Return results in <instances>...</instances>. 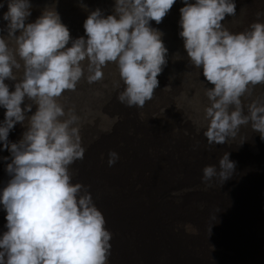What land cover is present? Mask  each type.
<instances>
[{
    "label": "clouds",
    "instance_id": "1",
    "mask_svg": "<svg viewBox=\"0 0 264 264\" xmlns=\"http://www.w3.org/2000/svg\"><path fill=\"white\" fill-rule=\"evenodd\" d=\"M6 3V34H0V148L10 158L3 157L9 179L0 187L6 229L0 232V264H108L112 233L88 187L73 182L70 171L85 151L80 117L59 98L76 90L81 79L102 80L104 68L113 64L119 102L143 107L167 64L163 32L151 21L159 24L175 0H114L111 13L99 7L89 11L85 35L75 38L54 6L26 22L31 0ZM235 12V0H183L179 8L178 34L188 61L204 77L201 127L209 145L234 139L242 126L264 140V98L245 104L252 90L264 85V20L232 31L222 21ZM6 80L14 82L11 90ZM18 122L24 130L10 141ZM118 158L109 150L108 165ZM234 169L226 152L217 164L203 166L201 179L210 184L219 177L223 183Z\"/></svg>",
    "mask_w": 264,
    "mask_h": 264
},
{
    "label": "rangeland",
    "instance_id": "2",
    "mask_svg": "<svg viewBox=\"0 0 264 264\" xmlns=\"http://www.w3.org/2000/svg\"><path fill=\"white\" fill-rule=\"evenodd\" d=\"M175 2L181 3L183 5V0H175ZM0 4H2V6H0V34H6L3 31L6 21H4L2 18V12H5L7 10L6 0H0ZM31 4H32L31 15L27 18L26 22L34 20L40 14L41 9H43L45 6H54L56 10L59 12L62 22L65 23L67 27L69 28L70 35L73 38H75L81 35H85L84 28H83V21L88 15L89 11L93 10L94 8L99 7L100 9H102L104 14L111 13L113 10L112 6L114 4V0H31ZM82 5H86V7ZM172 10H173V7H171V9L168 11L166 15L168 16V19H165V18L162 19L159 25L156 26V28L158 27L160 30H162V32H164L162 37H166V39L163 40V42L167 46V48H169L168 53L169 52L170 53L167 59L168 62L164 66L163 71L160 74H158L159 86L154 91L153 96L150 100L159 98L165 101L166 99H168L165 102L168 103V105L172 106L173 108H177L178 107L177 104L182 103L184 105L183 108L181 107L177 112H174V115H173L175 118L180 120V122L179 120L177 121L178 123H180V125L178 127H173V126H170L168 123H166V126L164 127L165 134L157 133V139L159 138L160 142L165 140V143H166L170 140L169 141L170 149L173 143L176 144L177 146L176 149L177 150L179 149V150L175 151L177 153L175 160L179 162V159L180 160L182 158L188 159V157L190 158L193 156V153L189 151L190 149L194 148L191 146L190 141H192L193 143H196V137L201 138V142L205 143L203 144L204 147L210 146V145L207 143L206 138L203 135L204 129L201 127V111L200 110L202 109L203 104L207 103L206 97L204 96L205 84L202 82V80H204V77L202 73L201 75L199 74L198 69L196 68L194 69V67L190 64V62L188 61L186 51L183 52V48H184L183 39L178 34L179 24H177L176 22H173L174 23L173 25H176L175 29L171 27L170 25H168L167 28L164 27L163 23L172 22V20L169 19L170 15H172L175 20H178L179 19L178 17H180L179 9H176L173 11ZM169 13L170 15H168ZM173 30H174L173 35H175V37L173 36V40L171 39L169 40L168 39L169 35H166V34L167 32L171 33ZM179 38L181 40V43H179L180 42ZM167 41H170V42H167ZM104 73H106L108 76L104 74V78L102 80L96 81L93 83H88L85 79H81V81L77 85L76 90L66 91L64 95L60 97L59 99H60V102L64 104L66 110L72 109L80 117V121H79L80 136H81V142L85 148V151H84L83 159H78L72 165H70V171L72 174L73 182L79 181L82 184L84 183L85 185H89V181L84 182V179H81V176H87L90 179L91 183L93 182L95 184V186L94 184H92V188L91 189L88 188V191L91 193L92 197L96 198L94 203L102 212V215L104 216L106 223H112L114 222L113 218H117L116 217L117 215L116 205H119L120 203V200H119V195L121 191L120 186H122V184L125 183V181L127 182L126 191H127L128 200L134 199V197L135 198L137 197L136 199L138 198L146 199V197L149 199L147 193H148V190L151 188L145 190V192L141 191L143 189V185H144L143 183H145L143 177L134 175V172H132L131 175L127 173L124 169L121 168L120 161H116V163L109 166L107 163L104 162V159H102V150L100 149H98L94 153V149L96 148L97 145L104 146L103 144H107V146H109L112 144L119 143L117 139L118 138V128H120L121 121H122L120 117L118 118V116L114 114L109 116L107 114V109H105V107L102 104V102H104V100L107 99L109 95L111 94V91H112L111 89L113 87L118 86L119 81H118V77L115 71V66L113 64H109L106 68H104ZM114 81H117L118 83ZM6 83L9 84L10 90H11L14 82L11 80H6ZM205 83L207 86H211L210 84H207V82ZM154 95L158 97H155ZM172 96L174 98H172ZM176 101L180 103H177ZM247 101L248 100L245 99V104L248 103ZM107 107L108 105L106 106V108ZM34 110H35V105H33L32 107V111ZM129 113L132 116V119L134 120L135 123H138L140 121L139 123H142L141 125L143 124L148 125L147 127L149 128V131H151L150 130L151 127L154 128L155 123L158 122L159 120L158 118L166 119L165 116L167 115L168 111L167 109L165 110V107L163 106L159 107L158 110L153 111V113H150V111H148V120H144L141 117V114L139 113L138 109H135V113H131L130 111ZM30 114H31L30 112L27 113V115H30ZM3 115H4V109L0 107V120L3 119ZM184 117H186L185 120H184ZM110 125H114L113 126L114 129L112 130L108 129ZM23 130L24 128L18 122L13 127V129L10 130L8 139L10 141L18 140ZM107 131H109V133H107ZM242 131L247 132L248 127L242 126L238 135L234 139L230 138L225 144H217V146L219 147L220 150H223L225 152H228L234 155L231 158V160L235 157H241V156H246V155L249 157H255L256 159L257 158L261 159V157L264 155V149H263L264 143H262L261 140L259 142L258 138H249V139L243 138L241 136ZM155 135L153 134V138L151 140L154 139ZM171 136L172 137L174 136V137L172 138ZM176 137L179 140H177ZM162 149L163 148L161 147L159 150H162ZM153 150L154 149H151V151L145 150L147 154L145 153L142 164L144 163V161H146V163L150 165V160L152 159H150L149 155L151 154L153 159L156 155V153L152 152ZM175 152L174 154L176 155ZM5 156H8L10 158V153L8 152L7 149L0 148V187H2L9 179L8 174L5 172V164L7 163V161L3 159V157ZM207 164H214L213 159L209 156L205 158L199 165H196L192 168L193 179L197 180L201 178V170L203 166ZM116 167H119V172L115 171ZM240 171H242V167H240ZM102 172H109L111 174L109 175V178L106 179L102 177ZM146 174L148 175V172H146ZM138 177L140 178L138 179ZM134 178L136 179L133 180ZM113 179H118V182H114ZM128 184H131V185H128ZM263 187H264V184L262 185V188ZM174 189L181 190L180 188L176 187L174 184L170 183L165 187V192L169 194L166 198L162 197V199H160L159 201H156L151 197L152 200H154L158 206L162 208H166L168 210L167 213L169 215L164 214L161 210H157V211L151 210L150 207L151 205H153L152 201L151 203L144 201L143 210H142L144 212L140 213V217L142 218L143 216L147 214V216H145L146 219H143L142 221L139 220L137 224L135 225L133 223L131 224L122 223L121 221V223L124 225L122 226V224L120 223V226L129 229V231L127 230L126 233L130 232L133 229V227H136V225H139L138 223H140L139 226H141V228L145 227V229L151 230L150 233L148 232L147 234L152 235L153 238L146 237L147 239L144 238L143 240V237L140 238L139 235H137L138 236L137 239L140 242V247H138L136 254H140V252L145 253V252H153V251L155 254V251L158 250V247L160 249L163 239L156 232V229L160 225H163L167 229L166 237H164L166 239V247L163 249L166 251L161 250L163 251L162 252L163 254L161 253L162 256L160 255L158 259L159 264H170V263L173 264L174 261H172L171 259H168V257H171L175 260L176 258L178 259L180 258L181 260H183L185 264H188L189 262H191L192 264H200V263L201 264H227V262H233L232 264H264V257H263L264 239L259 242L257 232H251L250 234H248V237H247L248 243H247L246 252L245 254H243V257H242L243 259L238 258L237 260H235L236 256L235 254H233L234 252L232 251V249L236 248L235 253L240 252L241 247L238 246L240 245L238 241L239 237H236V234L228 226H231V227L237 226L241 229L249 228L252 226H243L240 224L242 223L241 221L233 219L229 216H225L223 213H220V217L218 215H214L215 223H217L220 226H225L224 228L219 229V230H215L211 228L209 225H206L205 223L207 222L201 223L199 221L198 223H196L197 225L199 224L197 226L198 231L192 234V232H189L187 228L186 220L184 219V217L182 218L183 222L182 221L175 222L179 218L182 217L176 214L175 206L172 204L176 198H180L181 200L180 202H182V199H185L189 203H192L196 200V197L203 196L204 194H207L206 196L211 195L213 196L214 199L218 200L221 198V196L219 197H216V196L221 195L222 193H218V191L214 193L212 192V190L210 191V189L204 190L201 186L198 187L197 185L194 187V190L192 191L182 190L181 193L179 194H176L177 191H174ZM98 191H100V194L98 193ZM128 191H129V194H128ZM223 193L225 194L226 192H223ZM231 193L233 196L238 197V198H245V199L253 200L255 202V204L252 205L253 211L260 212L261 210H264V200H262L259 196L254 195L252 193H248L249 198H246V197H242V195H240L239 192L231 191ZM176 202H179V201H177L176 199ZM177 213L178 214L180 213V215H183L182 210L177 211ZM171 214H175L174 216L177 217L176 220L175 218L173 219V217L171 219V216H170ZM199 214L202 220L205 218L204 221H207V219L209 218V216L207 215L204 216L200 212ZM223 218H226L228 220L227 225L225 224L226 222H224ZM248 218H251V217L249 216ZM170 221L172 223H170ZM155 222H158L157 225ZM175 223H184V224L182 225L181 228H179ZM220 223H223V224H220ZM260 224L264 225V223H259L258 225ZM4 225H5V211L2 208H0V230L5 229ZM147 225H149L150 227ZM208 228L211 230H208ZM184 229L186 230V232ZM226 234L232 235L233 238L227 237ZM205 240H207L208 243ZM110 242L112 243L114 242L113 244L116 243L115 245H120V243L130 242V241L126 240V238H124L121 234L114 235V236L112 234ZM199 242L201 246L198 245ZM175 250L178 253L177 255L178 257L173 254ZM165 254H167V256ZM171 255H173L174 257H172ZM245 255H251V258L248 259V257H246ZM234 260L236 261V263ZM163 261L165 263H163ZM127 264H134V263L129 262Z\"/></svg>",
    "mask_w": 264,
    "mask_h": 264
},
{
    "label": "bare ground",
    "instance_id": "3",
    "mask_svg": "<svg viewBox=\"0 0 264 264\" xmlns=\"http://www.w3.org/2000/svg\"><path fill=\"white\" fill-rule=\"evenodd\" d=\"M182 6L183 5L181 3H177V2H175L172 5L173 10L179 9ZM235 6H236L235 15H233V16L226 15V17L222 21V23H224L225 26L228 27L232 31L243 30L249 25L250 22H252L254 20H257V19L264 20V0H235ZM170 13L168 15H170ZM258 13H260V15H257ZM166 15L163 17V19L164 18L168 19V16H166ZM169 19H171L172 22L171 23H163L164 27L167 28V26L170 25L171 27H173L175 29L176 25H173L174 24L173 22H176L178 24L179 19L175 20L172 15H170ZM168 21H170V20H168ZM151 24L153 27H156L159 25V24H156L155 21H151ZM160 25H162V24H160ZM173 34H174V30L171 33L167 32L166 35H169V38H168L169 40L170 39L173 40V36L175 37V35H173ZM162 39L165 40L166 37H162ZM179 40H180V38H179ZM167 42H170V41H167ZM167 42H165V43H167ZM179 43H181V40ZM168 50H169V48H168ZM185 51L186 50L183 48V52H185ZM169 53H167V59H168ZM104 74L107 75L106 73H104ZM197 75H198V73H197ZM194 80H195V78H194ZM114 82L118 83L117 81H114ZM120 89H121V85H119V83H118L117 87H113L111 89L112 91H111V94L109 95V97L107 99H105L104 102H102L105 109H107V114L109 116L114 114V115L118 116V118L120 117L122 119V121L120 120L121 121L120 128H118V138L117 139H118L119 143L112 144L113 143L112 142L111 143L112 145H109V146H107V144H103L104 146L97 145L96 148L94 149V153L98 149L102 150V159H104V162L107 163L109 150H115L119 154V158L117 159V161L121 162L120 166L122 169H124L130 175L132 174V172H134V175H137V176L144 178L145 183H143L144 185H143V189L141 191L145 192V190H147L149 188H151V189H149L148 193H147L150 201L147 197H146V199H140V198L136 199L137 197L136 198L134 197V199L128 200L127 191H126V183L127 182L125 181V183H123L122 186H120V188H121L120 195H119L120 203H119V205H116L117 206V215H116L117 218H113L114 222L110 221L112 223H105L104 226L108 230H110V232L113 234V236L121 234L124 238H126V240H128L130 242L120 243L122 241L121 240L119 242L120 245H115L116 243L113 244L114 242L113 243L110 242L111 248H110V255L108 258V264H127L129 262H132L134 264H159L158 259H159L160 255L162 256V254H163L162 252L166 251L163 249L166 247V239L164 237H166L167 229L163 225H160L156 229V232L163 239V242L161 243L160 249L158 247V250L155 251V254H154L153 250H152L153 252H145V253L140 252V254H136L138 247H140V242L137 239V237H138L137 235H139L140 238L143 237V240L146 237L147 238H153V236L150 234H147L148 232L150 233L151 230H147V229H145V227L141 228V226H139L140 223H138L139 225H136V227H133V226L135 224H137V222L139 220L142 221L143 219H146L145 216H147V214L145 216H143L142 218L140 217V213L144 212V211H142L144 201L145 202L147 201L149 203H151V201H152L153 205H151V207H150L151 210H153V211L161 210L164 214L169 215L167 213L168 210L166 208H162V207L158 206L154 200L159 201L160 199H162V197L166 198L169 195L165 192V187L170 183L174 184L176 187L181 189V190L174 189V191H177L176 194L181 193L182 190L192 191V190H194V187L196 185L198 187L201 186L204 190L210 189V191L212 190V192H214V193L217 191H218V193H222L221 195H218V196L215 195L216 197L221 196L220 199L217 198L218 200L214 199L213 196H211V195L206 196L207 194H204L203 196L196 197V200L192 203H189L185 199H182V202H180L181 201L180 198H176L177 201H179V202H176V199H175V201L172 204L175 206L176 214L178 216H180V217L182 216V217L179 218L177 221H175L177 218L176 216H174L175 214H171L170 216H171V219H172V217H173V219L175 218V220H174L175 222H181L182 218L184 217V219L186 220L187 228H188L189 232H192V234L196 233L198 231L197 226L199 224L197 225L196 223H198L199 221L201 223L207 222L205 224L209 225L211 228H213L215 230H219V229L224 228L225 226H220L217 223H215L214 215H218L220 217V213H223L225 216H229L233 219L241 221L242 223H240V224L243 226H252V227L244 228V229H241L237 226H234V227L228 226L236 234V237H239L238 241H239L240 245H238V246L241 247L240 252L235 253L236 248L232 249V251L234 252L233 254H235V256H236L235 260H237L238 258H242L243 254H245V252H246L247 243H248V239H247L248 234H250L251 232H257L259 242L264 239V225H262V224L258 225L259 223H264V210H261L260 212L253 211L252 205L255 204V202L253 200L235 197L232 195L231 191L239 192V194L242 195V197H246V198H249L248 193H252L254 195L259 196L262 200H264V187L262 188V185L264 184V155L261 157V159H259V158L256 159L255 157H249L247 155L246 156L248 158L246 156L233 158L232 161L235 162V169H234L232 175L228 179L224 180L223 183L219 177L213 178V180L210 182V184L205 183L204 181H202L201 178L195 180V179H193V173H192V168L194 166L199 165L208 156L213 159L214 164H217L218 159L226 152L223 150H220L219 147L217 146V144L216 145L213 144V145L204 147L203 144H205V143L201 142V138L196 137V143H193L192 141H190L191 146L194 148L190 149L189 151L191 153H193V156L190 158L188 157V159H183V158L181 160L179 159V162H177V160H175V157L177 156V153L175 152L177 150L176 144L173 143L172 147L170 149V143H169L170 140L166 143H165V140L160 142L159 141L160 139L159 138L157 139V133L165 134V128L164 127L166 126V123H168L170 126H173V127H178L180 125V123L177 122L179 119L175 118L173 115H174V112H177L181 107L183 108L184 105L182 103L177 104L178 107L176 106L177 108H173L172 106L168 105V103L165 102L168 99L163 101L159 98H156V99L149 100L148 102L146 101L147 103L144 104L143 107H136V106L129 107V106L119 102V100L117 99V94L120 91ZM105 92H107V91H105ZM170 93H172V92H170ZM106 95H107V93H106ZM159 95H161V94H159ZM155 97H158V96H155ZM172 98H174V97L172 96ZM257 98H264V85H257L252 90L251 94L249 96H247L245 99H247L249 101V100L257 99ZM177 103H180V102H177ZM107 105H108V107L106 108ZM161 106L165 107V110L167 109V111H168L167 115L165 116L166 119L165 118H162V119L158 118L159 119L158 122L155 123L156 127L154 126V128H153L150 126L151 131H149V128L147 127L148 125H146V124L141 125L142 123H139L140 121L138 123H135L134 120L132 119V116L129 113V111L131 113H135V109H138L139 113L141 114V117L144 120H148V111H150V113H153V111L158 110L159 107H161ZM185 118L186 117H184V120H185ZM142 122H144V121H142ZM179 122H180V120H179ZM113 126L114 125H110L108 127V129H111V130L114 129ZM107 133H109V131H107ZM155 133H156V135H155ZM153 134L155 135V137L153 140H151L153 138ZM112 136H113V134H112ZM179 136H181V135H179ZM179 136H177V137H179ZM241 136L245 139L258 138L259 142L261 140V142L264 143V140L261 139L259 132L250 129L249 127H248L247 132L242 131ZM177 137H176V139L179 140ZM110 141H112V140H110ZM161 147L163 149L159 150ZM151 149H154L152 152L156 153L154 159L152 158V156L150 154L149 155L150 159H152V160H150V165H148L146 163V161H144V163L142 164V162L144 160L145 153H146L145 150L151 151ZM263 149H264V147H263ZM174 152L176 153V155L174 154ZM233 156L234 155L229 153V159L230 160ZM240 167H242V171H240ZM115 171L119 172V167H116ZM146 172H148V175L146 174ZM110 174L111 173H109V172H102V177L108 179ZM201 176H202V171H201ZM140 177H138V179ZM81 179H84V182L89 181V185H86V186L89 189L92 188V184H94V183L93 182L91 183L90 179L87 176H81ZM135 179L136 178H134L133 180H135ZM113 181L118 182V179H113ZM128 185H131V184H128ZM94 186H95V184H94ZM138 192H139V190H138ZM223 192H226V193L224 194ZM98 193L100 194V191H98ZM128 194H129V191H128ZM151 194H152V196H151ZM151 197L154 200H152ZM92 198H93V201L95 202L96 198L95 197H92ZM131 198H133V197H131ZM179 210L183 211V215H180V213L179 214L177 213V211H179ZM199 212L202 213V215H204V216L205 215L209 216L207 221H204L205 218L203 220L200 218ZM247 215H249L251 218H248L249 216H247ZM223 220H224V222H226L225 224L227 225L228 220L226 218H223ZM121 221H122V223H128V224L133 223L134 224L132 226L133 229L130 232L126 233L127 230L129 231V229L122 227L124 224H122ZM120 223L122 224V226H120ZM155 223L157 225L158 222H155ZM170 223H172V222L170 221ZM146 224H148V223H146ZM175 224L179 228H181L184 223H175ZM220 224H223V223H220ZM147 226H149V225H147ZM153 227H155V226H153ZM178 227H176V228H178ZM4 230H6V229H2V230H0V232H2ZM208 230H211V229L208 228ZM185 232H186V230H185ZM226 236L229 238H233L232 235L226 234ZM202 240H204V239H202ZM207 240H205V241L207 242ZM135 242H136V244H135ZM198 245H200V242L198 243ZM240 247H238V248H240ZM201 248H203V247H201ZM161 250H163V251H161ZM173 254L176 256L178 255L176 250L174 251ZM199 254H200V252H199ZM165 255L167 256V254H165ZM171 256L174 257L173 255H171ZM245 256L248 257V259L251 258V255H245ZM217 257H218V255H217ZM263 257H264V255H263ZM168 259H171L172 261H174L173 264H185L183 262V260H181L180 258L179 259L176 258V260H175L171 257H168ZM231 261H233V260H231ZM163 263H165V262L163 261ZM232 263L233 262H227V264H232ZM235 263H236V261H235ZM188 264H192V263L189 262Z\"/></svg>",
    "mask_w": 264,
    "mask_h": 264
}]
</instances>
